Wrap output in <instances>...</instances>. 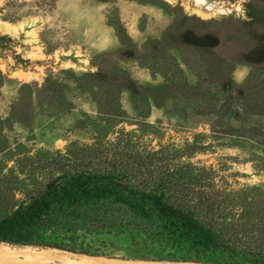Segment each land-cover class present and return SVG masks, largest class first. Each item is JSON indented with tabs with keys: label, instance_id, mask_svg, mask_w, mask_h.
Segmentation results:
<instances>
[{
	"label": "rangeland",
	"instance_id": "1",
	"mask_svg": "<svg viewBox=\"0 0 264 264\" xmlns=\"http://www.w3.org/2000/svg\"><path fill=\"white\" fill-rule=\"evenodd\" d=\"M155 1L0 0V161L21 180L13 190L17 203L54 175L50 158L72 143L146 155L182 149L197 134L206 149L183 161L212 173L220 189L264 191V116L248 114L241 98L264 97V0H205L211 10L197 0ZM121 27L132 49L119 42ZM195 47L209 48L233 69L208 70ZM86 75L119 88L100 87L102 98L118 93L122 118L100 121ZM23 99L31 102L29 127L14 117ZM81 119L84 128L77 127ZM78 244L87 255L43 250L128 262L176 253L143 233L81 232Z\"/></svg>",
	"mask_w": 264,
	"mask_h": 264
},
{
	"label": "trees",
	"instance_id": "2",
	"mask_svg": "<svg viewBox=\"0 0 264 264\" xmlns=\"http://www.w3.org/2000/svg\"><path fill=\"white\" fill-rule=\"evenodd\" d=\"M148 1L158 5L155 0ZM116 34L124 47L133 48L125 28H117ZM193 51L206 55L208 70L233 69L207 47H195ZM84 77L89 81L87 88L96 89L93 100L100 121L107 124L122 118L118 93L102 98L100 89L119 88L94 75ZM78 82L80 88H86L81 85V77ZM226 82L227 89L234 85L229 76ZM26 88L22 85L21 95ZM184 89L170 87L177 93ZM255 95H241L245 110L264 116V97ZM30 108V100L23 99L21 108L13 113L25 127L31 124ZM103 108H109V113ZM85 126L84 120L77 122V127ZM203 137L195 135L182 149L146 155L111 154L100 144L83 148L72 143L64 155H49L54 175L26 189L19 203L13 190L20 188L21 180L15 172H5L0 161V244L87 255L78 244L81 232L130 236L143 233L154 244L176 253L155 251L137 257L139 260L264 264V191L257 187L220 189L212 173L183 161L206 149L200 143Z\"/></svg>",
	"mask_w": 264,
	"mask_h": 264
},
{
	"label": "bare ground",
	"instance_id": "3",
	"mask_svg": "<svg viewBox=\"0 0 264 264\" xmlns=\"http://www.w3.org/2000/svg\"><path fill=\"white\" fill-rule=\"evenodd\" d=\"M211 10L213 5L205 0H197ZM7 27V26H6ZM0 264H195L170 262H134L115 259L75 256L54 250H43L32 247H11L0 244Z\"/></svg>",
	"mask_w": 264,
	"mask_h": 264
},
{
	"label": "water",
	"instance_id": "4",
	"mask_svg": "<svg viewBox=\"0 0 264 264\" xmlns=\"http://www.w3.org/2000/svg\"><path fill=\"white\" fill-rule=\"evenodd\" d=\"M40 249H45V248H40ZM47 249H50V248H47Z\"/></svg>",
	"mask_w": 264,
	"mask_h": 264
}]
</instances>
